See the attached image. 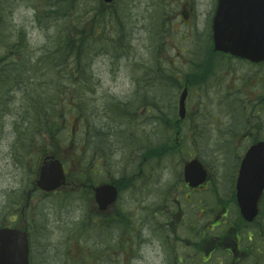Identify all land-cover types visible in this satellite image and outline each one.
Wrapping results in <instances>:
<instances>
[{"label": "rangeland", "instance_id": "374dc122", "mask_svg": "<svg viewBox=\"0 0 264 264\" xmlns=\"http://www.w3.org/2000/svg\"><path fill=\"white\" fill-rule=\"evenodd\" d=\"M53 1L55 0H0V81L3 84L0 85V222L5 215L4 205L7 200L12 203L19 202L33 177V161L42 146L37 139H42L45 134L47 140L49 138L45 126H39L37 131L33 124H30L26 133L21 134L20 140L18 138L12 143L16 120L25 114V109H32L29 101L39 94L37 84L24 85L28 82V77L38 75L42 80L45 79L46 84H50L42 91L50 94L52 103L57 98H64V93L70 103L74 85L77 87L78 107L80 109L81 106L84 113L80 114L81 117L78 115L75 124L78 154L83 160L80 168L90 160L87 167L94 169L96 162L100 160L103 171L102 174L93 175L94 179H103L106 173L119 176L125 167L130 170V174L137 170L140 153L145 147V144L138 141L139 138L131 136L132 133L147 135L149 138L144 139L147 144L157 145L165 141L175 144L174 138L168 137L167 132L153 116L154 113L161 116L164 113L166 118L174 117L175 121L181 87H173L168 83L166 75H180L187 71L188 66L185 63L195 49L197 32H202L204 39L208 40L209 18L214 7V0H115L104 8L100 7L99 0H71L69 6L65 0L56 2L57 6H53ZM63 3L69 16H62L56 10L60 9ZM190 6H193L191 10ZM97 8L107 15L101 23L103 33L99 37L102 42L91 44L85 51L84 62L87 66L81 73L78 51L72 57L68 49V57L66 52L59 55L54 52L59 46H62V50L66 49L65 43H60L58 38L64 39L66 32L74 33L77 30L80 25L79 14L82 13L85 17L86 10ZM185 8H189L188 13ZM183 11L188 15L187 20L183 17ZM112 12L118 14V19L113 20V14H109ZM191 16L193 19L190 21ZM97 37L98 35H95V38ZM109 39L121 43L116 50L113 47L115 43H111ZM45 47L50 49L51 54L54 53L55 62L61 60V63L46 76H41L46 71L40 72L39 66L30 62V59L37 58ZM13 60L16 61L14 64ZM72 67H76L77 83L72 80ZM155 72L159 76L163 75V79L153 80ZM229 77L230 75L227 76ZM236 77H240L239 72ZM80 78L85 79V82L81 83ZM230 81H233V78ZM239 82L240 80L235 81ZM14 84H19L20 89L12 91L11 86L13 88ZM80 86L87 89L81 99ZM256 88L255 86L253 91H256ZM197 99L199 96L193 95V104ZM151 102L156 106L151 105ZM117 104L120 105L121 113L129 114L130 121H127L128 115L121 120V117L114 113L117 108L114 105ZM56 105H60L58 100ZM218 108L220 122L233 116L234 112L224 114L225 106L218 105ZM189 109L187 120L181 127L180 137L200 124V121L193 120L191 116L193 111L198 110V106H192L190 101ZM67 111H70V108ZM111 118H116L119 122ZM69 121H47L49 129L55 122H61V132L54 139H62V146L65 148ZM220 122L216 119V124ZM212 127L213 120L200 128L212 130ZM100 129L105 132L104 146L97 142L99 137L96 136V130ZM39 131L42 132L41 135L38 134ZM127 136L133 139V145L126 142ZM57 144L52 143L53 146ZM95 146L100 147L101 154L96 152ZM189 157L185 152L170 153L155 160V166H142V172L146 174L143 179L152 182H147L146 186L152 187L150 191L144 189L136 193L133 203L130 202L131 205L126 206L127 209H135V204H148L157 194L161 199L165 198L167 193L170 197L177 195L179 201L176 200L175 205L181 200L185 202L188 196L179 184V171ZM31 206L34 222L40 225L42 230L36 246V264H126L132 259L131 252H135L136 256L130 264H161V249L157 241H153V246L142 241L143 246L140 248V241L136 239L132 247L124 250L120 248V244L125 242L120 231L114 233V242L110 245L94 244L103 238V230L92 227L90 230L83 229L78 235L82 228L79 227L80 223L87 221L85 214L88 203L83 192L78 195L60 193L40 198L35 196ZM187 206L188 204L183 209H188ZM153 213L155 214V211ZM136 218V223L140 225L143 219L138 216ZM127 224L134 225L135 222L125 218L122 226ZM76 234L78 239L75 238ZM106 236L107 239H102L103 242L108 241V233ZM126 243L129 244L128 239Z\"/></svg>", "mask_w": 264, "mask_h": 264}, {"label": "flooded vegetation", "instance_id": "af4514ba", "mask_svg": "<svg viewBox=\"0 0 264 264\" xmlns=\"http://www.w3.org/2000/svg\"><path fill=\"white\" fill-rule=\"evenodd\" d=\"M214 4L216 8L219 0H215ZM191 8L193 6H190V10ZM188 11L189 8H185V12L188 13ZM235 13L238 15L237 11ZM184 15L187 20L188 15L185 13ZM243 15L244 12L241 16ZM192 19L193 16L190 17V21ZM217 56L220 58L221 67L227 68L226 70L232 69V72H234V68L236 73H240V77H236V79L242 80V84L240 86L231 84V88H229V85H226L223 80L227 75L224 76L222 73L213 72L214 76L211 81H206L208 77L203 76L199 81L201 86L196 94H200L202 86H204V93L198 102L204 107L233 103L230 105L239 106L238 113L243 119L239 122L235 116H230L228 120H222L218 124V126L223 127L221 129H212L211 131L188 130L184 136L181 135L184 137L183 140L176 137L173 147L179 150L186 148L187 145L185 144L191 142L193 136L198 138L197 140L193 139V148H196L197 144L200 145L196 151H202L201 162L207 170L206 181L196 187H191L181 179L180 185L188 196L186 200L183 197L185 202L181 200L175 205V201L178 200L177 195L170 194V197L167 193L165 198L161 199L157 194L152 202L142 205L135 204L133 210L127 209L126 206L131 205L130 202L134 200L135 194L144 189L150 191L149 189L152 187L146 186L147 182H151V180L143 179L146 178V174L139 170L141 169L140 166L148 164L155 166L153 161L157 157L150 160L149 155H141L136 171L129 174L130 170L125 167L123 173L114 177L115 179H112L111 175L107 173L103 179H80L75 126L78 118L77 87L74 85L70 103L68 96L64 93L63 104L58 106L57 113L53 109L47 113L42 93V90L47 87L45 79L42 80L38 75L28 77V82L24 85L37 84L39 87V98L43 101L42 108L40 107V116H48L52 120L59 119L61 122L68 120L71 122L69 132L66 135L67 144L69 142L70 145L65 148L62 146V139H54L53 134L56 131L47 132L48 140L46 134L42 139H37V142L42 146L39 153H36L35 161H33L34 163L40 162V159L47 154L57 157L63 165L65 183L59 189L46 193L42 192L33 180H30L23 193V198L21 197L19 202L12 203L7 200L4 205L6 210L3 220L0 222V228H17L26 232L30 264L38 261L36 246L42 235L41 226L36 225L33 219L32 199L35 196L40 198L60 193L78 195L82 192L86 195V202L88 203V212L85 214L88 229L93 227L99 231L103 230L102 237L105 240L108 233V241L100 242L102 245H109L111 221L117 220L119 214L122 218L128 215L129 218L137 219L138 216L143 219L140 225L135 224L131 228H120L125 241L122 245L127 250L133 246L136 239L140 241L138 245L140 248L143 246L142 241L152 246L153 241H157L161 249V264H264V187L258 200L256 215L251 221L243 218L238 203V182L246 152L251 145L264 140V59L255 62L227 52H219ZM214 58L216 57H213L212 60ZM32 62L37 66L41 63L40 60L34 59ZM204 67L209 73L211 67H207L206 62ZM75 68H71L72 80L77 83ZM42 70L44 69L40 68V72ZM43 75L46 76V73L44 72L41 76ZM207 84L210 86H205ZM255 86L257 87L256 91H253ZM228 89H230L231 94L232 90H235L234 97H226ZM239 93L246 96L239 97ZM68 108L70 111H67ZM37 115L38 110L35 104L32 105V109H25V114L20 115L14 125L15 136L12 143L18 138L20 140L21 134L26 133L27 130H21L20 127L28 125L31 118H35ZM210 116L207 113L203 114L206 120ZM241 126L243 129L240 130L239 127ZM41 133L38 132L39 135ZM180 133H182L181 129L176 131L175 135ZM47 141H49V147ZM52 143L58 144L53 146ZM263 158V155H252L251 159L254 162L252 169L261 168ZM142 160L144 161L142 162ZM142 180L143 183L140 184ZM254 181V177L246 179L245 187L241 190L247 193L254 192ZM100 183H111L117 189L115 201L103 204L102 207L95 199V189ZM186 204H188V209H183ZM141 226L143 227L141 228ZM127 239L129 244L126 243ZM176 240L180 249H188V253L184 256H178V252L175 250ZM134 253H130V258L136 256Z\"/></svg>", "mask_w": 264, "mask_h": 264}, {"label": "water", "instance_id": "95a60500", "mask_svg": "<svg viewBox=\"0 0 264 264\" xmlns=\"http://www.w3.org/2000/svg\"><path fill=\"white\" fill-rule=\"evenodd\" d=\"M104 1L109 3L112 0ZM243 11H247L244 20L241 19ZM212 35L214 50L240 54L252 60L263 58L264 0H219L213 17ZM186 95V89L182 90L178 106L180 117L184 116ZM256 154L264 156L263 141L250 147L240 172L238 203L242 216L247 220L256 213L258 193L264 184V167L252 169L254 162L251 158ZM262 164L264 166V158ZM183 172L184 179L191 186H196L205 179V171L196 159L187 162ZM250 177L255 179V191L243 192L241 188L245 187V180ZM62 182L63 174L59 161H48L39 169L37 185L43 190H54ZM95 191L96 200L101 207L103 204L113 202L116 196V189L107 184L98 186ZM0 264H29L25 233L13 229L0 230Z\"/></svg>", "mask_w": 264, "mask_h": 264}, {"label": "trees", "instance_id": "16d2710c", "mask_svg": "<svg viewBox=\"0 0 264 264\" xmlns=\"http://www.w3.org/2000/svg\"><path fill=\"white\" fill-rule=\"evenodd\" d=\"M62 0H55L53 1V6H57L56 2H61ZM66 5H70L71 0H65ZM101 8H104L103 4H100ZM62 16H65L66 14L69 16L67 7L65 6V4H62V7L60 9H56ZM87 13V15L85 17H83V14L80 13L79 14V22L80 25L77 28V55H78V66H79V71L81 73H83L86 65V62H84L85 59V51H87L90 47L91 44H99L102 42L101 38L99 37V35H101L103 33L102 30V25L101 23L103 22V20L105 19V17L107 16L100 8H97V10H86L85 11ZM115 12L109 13V14H113V20L118 19V14H114ZM62 34H64V32H61ZM60 34V35H62ZM121 34V33H120ZM74 35L72 32L65 33V38L64 39H60L58 38V41H60V43H65L67 41L68 43V50H70V45L72 42V39ZM95 35H98L97 38H95ZM121 37V35H120ZM109 41L111 43H115L113 45L114 49L116 50V48H118V46L121 44L117 41H112L109 39ZM209 48H211V46H209ZM62 49V48H61ZM204 75L201 72H197L194 74V78L197 81V79H201ZM169 80H171L169 78ZM80 82L84 83L85 79L80 78ZM177 84V82L175 83ZM87 89L85 87L80 86L79 89V98L81 99L82 97H84V92ZM115 107H117L114 111V113H116L117 115L120 114H124L123 112L121 113L119 107L120 105H114ZM164 119V118H163ZM164 124L166 123L165 121H163ZM170 137V135L168 136ZM143 138L147 139L149 138L148 136H144ZM171 138V137H170ZM145 146L148 145V147L145 148L144 153L149 152L150 156H157V155H165L167 153H172V154H176V152H178V150H176L172 144L169 143V141H165L164 143H158L157 146L154 144H147L144 143Z\"/></svg>", "mask_w": 264, "mask_h": 264}]
</instances>
